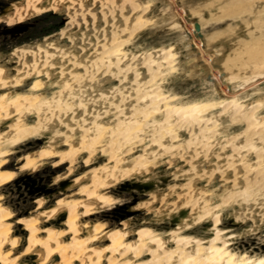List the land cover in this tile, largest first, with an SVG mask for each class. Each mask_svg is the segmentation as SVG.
Segmentation results:
<instances>
[{
  "label": "bare ground",
  "instance_id": "obj_1",
  "mask_svg": "<svg viewBox=\"0 0 264 264\" xmlns=\"http://www.w3.org/2000/svg\"><path fill=\"white\" fill-rule=\"evenodd\" d=\"M157 3H2L16 28L83 19L0 52V264H264V0ZM160 27L182 36L139 44ZM183 75L213 97L172 90ZM121 184L135 228L103 219Z\"/></svg>",
  "mask_w": 264,
  "mask_h": 264
},
{
  "label": "rangeland",
  "instance_id": "obj_2",
  "mask_svg": "<svg viewBox=\"0 0 264 264\" xmlns=\"http://www.w3.org/2000/svg\"><path fill=\"white\" fill-rule=\"evenodd\" d=\"M155 1L156 3L159 1L156 5L155 10L159 8L158 6L161 7L165 3V0H155ZM18 2L19 0H11L9 2H7L6 0H0V13L2 12L3 4H6V3L16 4ZM177 5L179 4L177 3ZM81 10H82V7L78 5L63 7L53 12L43 14L37 18H32L29 21L24 22L21 26L17 28L11 26L9 23L1 22L0 23V52H3L7 50L8 48L14 45H17L21 42L22 43L34 42L40 39L41 37H43L44 35L49 36V35L59 32L60 30L68 28L72 25H77L79 23V20L83 19L81 18V14L83 13V10L82 11ZM185 22H189V20L185 19ZM181 23L183 24V22ZM164 30H166L167 32H165ZM180 34H181L180 32H175L174 30L160 27L156 30H153V34L150 36L148 37L147 35L142 36L139 40V44L147 45L148 42H149L148 45L149 44L158 45L161 43H168L182 36V34L181 35ZM166 37H168V39ZM199 77L197 78V76L195 77L193 75H192V78L190 75L189 76H185V75L178 76L177 78L173 80V82H171L170 88L177 89L179 91L181 90L180 92L185 91L184 93H186V95H189L188 96L189 98L191 97V99H195V100L213 97V95H211L212 92H210L211 90L210 86L202 79V77L200 78ZM48 174H50V172L49 173L40 172L38 175H33L32 177L33 179H31L32 181L28 179L29 184H27L26 187L28 186L27 188L31 190L34 188L32 185L35 182H37V185H41L42 183L44 184L46 182L45 177H47ZM9 189L5 190L4 194L7 196L10 203L12 204L14 203L15 207L17 208L24 207L29 201V199L25 198V196L23 195H20L17 192L18 189L16 187H12ZM141 191L142 190L140 188H134L133 186L129 184L128 185L121 184L119 187L116 188L115 194H114L115 197L119 200L118 204H116L115 207L109 210L110 212L107 211V213L106 212L103 213L105 215L103 219L106 220L110 224V223H116L124 219L130 218L129 220L132 222V225L130 227L131 228L137 227L140 221L144 219L143 216L135 213L136 211L135 209L138 207V205L136 204V200L139 198V194L141 193ZM144 210L145 209H143V211ZM258 243H264V238L262 240L261 239L250 240L249 246H258L259 245ZM240 244L243 245V243H240Z\"/></svg>",
  "mask_w": 264,
  "mask_h": 264
}]
</instances>
